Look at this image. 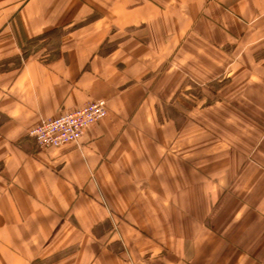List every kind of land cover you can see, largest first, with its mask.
I'll return each mask as SVG.
<instances>
[{
    "label": "crops",
    "instance_id": "crops-1",
    "mask_svg": "<svg viewBox=\"0 0 264 264\" xmlns=\"http://www.w3.org/2000/svg\"><path fill=\"white\" fill-rule=\"evenodd\" d=\"M0 264H264V0H0Z\"/></svg>",
    "mask_w": 264,
    "mask_h": 264
},
{
    "label": "built area",
    "instance_id": "built-area-1",
    "mask_svg": "<svg viewBox=\"0 0 264 264\" xmlns=\"http://www.w3.org/2000/svg\"><path fill=\"white\" fill-rule=\"evenodd\" d=\"M108 114L104 100H94L85 106L41 122L29 133L40 150L79 144L86 130Z\"/></svg>",
    "mask_w": 264,
    "mask_h": 264
},
{
    "label": "rangeland",
    "instance_id": "rangeland-1",
    "mask_svg": "<svg viewBox=\"0 0 264 264\" xmlns=\"http://www.w3.org/2000/svg\"><path fill=\"white\" fill-rule=\"evenodd\" d=\"M58 34V33H57ZM57 34H53L52 36H48L47 38H44L46 40L45 42V46H48L49 48L53 49L55 44H56V41L58 39V35ZM36 48V46H35ZM107 103V102H106ZM60 116V115H59ZM58 116V117H59ZM57 118V117H56ZM54 119V118H53ZM50 120V119H49ZM47 121V120H46ZM80 143V142H79Z\"/></svg>",
    "mask_w": 264,
    "mask_h": 264
},
{
    "label": "trees",
    "instance_id": "trees-1",
    "mask_svg": "<svg viewBox=\"0 0 264 264\" xmlns=\"http://www.w3.org/2000/svg\"><path fill=\"white\" fill-rule=\"evenodd\" d=\"M53 32H54V31L46 32V33H44V34H42V35L36 37V38L34 39V41H38V40H41V39L47 38L48 36H52V35L54 34Z\"/></svg>",
    "mask_w": 264,
    "mask_h": 264
}]
</instances>
